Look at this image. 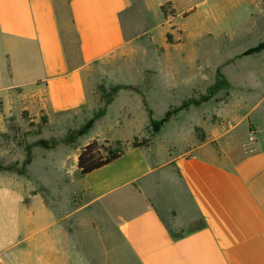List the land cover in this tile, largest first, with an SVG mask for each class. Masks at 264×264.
Here are the masks:
<instances>
[{"label":"crops","instance_id":"crops-1","mask_svg":"<svg viewBox=\"0 0 264 264\" xmlns=\"http://www.w3.org/2000/svg\"><path fill=\"white\" fill-rule=\"evenodd\" d=\"M167 3L174 16H163ZM148 9L159 14L155 28L165 27L159 43L154 27L133 26ZM221 11L230 13L227 23L247 22L264 14V0H0V134L27 119L65 120L87 105L99 76L126 83L153 76L143 60L182 44L192 16L214 25L200 37L249 38L237 28L215 31ZM241 57L263 60L252 83L228 75ZM218 68L231 91L245 89L230 92L219 112L237 123L235 131L208 127L206 137L177 149L159 143L161 128L148 147L127 146L84 176L77 157L92 139L39 146L43 157L56 148L66 153L47 169L52 184L41 186L42 197L26 186L13 197L8 180L0 182V211L5 200L16 205L12 226L0 222V264H264V50ZM251 128L255 143L244 152ZM35 156L21 175L35 176Z\"/></svg>","mask_w":264,"mask_h":264},{"label":"rangeland","instance_id":"rangeland-1","mask_svg":"<svg viewBox=\"0 0 264 264\" xmlns=\"http://www.w3.org/2000/svg\"><path fill=\"white\" fill-rule=\"evenodd\" d=\"M219 15L217 18L220 24L216 26L215 31L219 30L218 27L221 31L224 29L229 31L230 27L237 28L239 31L249 32V38L224 41L212 39L206 34L200 37V32L205 30V27L208 26L211 30L214 25L206 23L208 20L204 14L192 16L184 23L190 34L182 38V44L164 49L160 54L148 55L146 60H143L142 65L155 70L153 76L150 72H143L138 80L130 79L131 83L113 82L99 76L89 92L87 105L68 115L65 120L55 119L48 123L45 118L37 121L27 119L23 125H14L9 133L0 134V182L8 180L7 184L12 186L13 197L22 186L28 187V190L39 189L42 197L41 186L48 188L52 184V176L47 173V169L52 168L66 151L56 148L43 157V150L37 145V141H55L57 144H60V141H67L73 142L75 146H82L87 140L97 138L99 143L108 141L114 144L113 140H119L122 146H130L136 137L138 144L143 145L147 142L149 146L159 133L154 134L149 127L148 110H152L153 119L160 120L169 107L177 108L185 101L191 104L164 123L162 140L159 143H173L177 146L175 148L179 149L187 144L191 137L196 140L206 137L208 127L214 126L220 133L235 131L237 123L223 120L219 112L228 101L230 92L240 94L245 89L235 88L231 91L229 86L222 87L210 97L207 96L208 89L213 84L215 70L219 69L218 67L234 55L244 54L264 42V14L257 11L256 19L232 24L225 20V17L230 16L229 12L221 11ZM242 15L245 16V13ZM126 16H123V19H126ZM158 18L156 10L148 9L143 16L134 19L133 26L154 27L152 30L159 43L162 41L161 32L165 27L155 28ZM124 22L126 23L125 20ZM126 28L129 31L128 25L125 24ZM246 48L247 51L244 52ZM262 61V58H238L234 61L237 66L230 68L228 75L235 83H252L255 69ZM126 70L122 66L118 73L123 75ZM258 92L252 96L257 98ZM90 121L92 130L89 129L88 133L81 135L80 130ZM250 130L253 128L248 132ZM254 143L255 141H249L247 133L246 141L241 144V148L244 152H251ZM26 147H29L30 155L33 151L36 155L30 164V173L34 171L35 176L29 175L28 178L20 174L22 171L25 173ZM8 173L17 176L13 178L7 175ZM5 201L7 203L0 211L2 213L0 222L12 226L16 205L11 199Z\"/></svg>","mask_w":264,"mask_h":264},{"label":"trees","instance_id":"trees-1","mask_svg":"<svg viewBox=\"0 0 264 264\" xmlns=\"http://www.w3.org/2000/svg\"><path fill=\"white\" fill-rule=\"evenodd\" d=\"M160 10L164 17H166L167 15L170 16L175 15V11L170 8V3L161 6ZM166 41L167 43H171L170 34H166ZM263 49H264V42L258 44L255 48L250 49L245 54H251L253 52H257ZM222 87H228V84L225 78L219 72H217L214 83L208 89L207 96L210 97L215 91L221 89ZM190 104L191 102L185 101L177 108L169 107L160 120L153 119L151 110H148L149 127L152 129L154 134H158L164 123L170 120L172 116L176 115L177 112L186 109ZM91 126H92V121L88 122L85 126H83L79 133L81 135L86 134L88 130L91 128ZM55 143H56L55 141L54 142H48L46 140L37 141V145L44 148L53 146ZM130 146L132 148H142L148 146V143L146 142L143 145L138 144L136 137H134ZM126 148L127 146H122L119 141L115 142L114 144H111L108 141L99 143L98 140L96 139L91 140L80 149V152L78 154L76 167L79 171V174L81 176H84L94 170H97L117 160L119 157H121V155L124 153ZM25 150L27 154H26V159L24 160V167L26 166V164L29 163L31 159L29 147H26ZM20 174H25V173L24 171H22Z\"/></svg>","mask_w":264,"mask_h":264},{"label":"built area","instance_id":"built-area-1","mask_svg":"<svg viewBox=\"0 0 264 264\" xmlns=\"http://www.w3.org/2000/svg\"><path fill=\"white\" fill-rule=\"evenodd\" d=\"M255 137H256L255 131L254 130H250L248 132V139H249V141H255Z\"/></svg>","mask_w":264,"mask_h":264}]
</instances>
